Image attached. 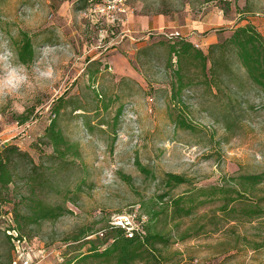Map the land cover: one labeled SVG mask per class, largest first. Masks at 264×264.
Returning a JSON list of instances; mask_svg holds the SVG:
<instances>
[{"label":"rangeland","instance_id":"rangeland-1","mask_svg":"<svg viewBox=\"0 0 264 264\" xmlns=\"http://www.w3.org/2000/svg\"><path fill=\"white\" fill-rule=\"evenodd\" d=\"M108 1L114 0H0V41L11 47V38L27 31L36 47L35 61L45 45L57 49L42 61L53 69V79L33 80L27 95L0 101V151L18 145L37 165L50 167L54 177L58 171L55 179L63 186L74 188L80 175L87 177L83 190L65 202L63 195L41 192L52 203H64L71 213L29 227L33 243L16 240L13 247L3 232L9 222L2 220L0 264L7 263L13 249L25 253L31 263H63L64 255L89 247L73 245L68 237L82 229L105 228L112 215L138 209L147 220V207H170L174 197L192 188L229 185L234 175L264 171V100L258 91L244 81L237 92L226 76L220 88L196 82L184 93L186 105L173 108L169 57L161 44L169 41L167 33L180 32L195 37L207 53L212 38L223 42L239 26L252 24L264 35V0H122L117 7L122 5L125 12L116 13L115 21L113 13L91 12L94 4ZM143 18L157 27L141 26ZM95 55L100 56L91 62ZM118 60H125L129 71ZM32 64L26 65L29 71ZM232 72L244 76L237 66ZM228 108L232 132L222 116ZM173 109L175 119L182 116L194 128L177 127L169 116ZM55 118L81 152L76 161L67 157L70 170L63 173L61 161L50 162L53 150L46 138ZM141 166L149 172H142ZM167 173L190 182L160 199L165 189L158 185ZM19 187L28 195L22 184ZM249 197L236 204V216L221 212L223 201L217 198L199 206L194 216L160 224L175 237L163 251L166 264H264V216L240 212L247 205L264 209V185ZM1 207L5 214L13 205ZM177 223L180 233L190 231L185 241L178 239Z\"/></svg>","mask_w":264,"mask_h":264},{"label":"trees","instance_id":"trees-1","mask_svg":"<svg viewBox=\"0 0 264 264\" xmlns=\"http://www.w3.org/2000/svg\"><path fill=\"white\" fill-rule=\"evenodd\" d=\"M161 44L166 47L169 57L167 69L171 72L170 101L173 108L182 109V106L186 105L184 93L186 90H191L196 82L204 83L208 87L215 84L220 88L226 76L233 82L237 92L243 90V82L246 81L251 86V90L258 91L264 100V35L254 25L239 26L225 41L211 44L207 53L199 43L182 35L170 38L169 41ZM11 48L18 54L19 61L25 65L35 61L36 47L33 37L27 31H20L19 37L11 38ZM234 65L243 72L244 76L238 77L233 74ZM98 72V69L94 72L93 79ZM103 101L105 102V99ZM61 103L62 100L55 106L56 113L60 112ZM82 108L80 107L79 110ZM172 111L174 109L170 111L169 116L170 119L175 120L177 127L185 131L194 128L182 116L175 119ZM222 116L226 130L232 132L231 109L223 111ZM24 120L22 119L23 122ZM87 126L93 131L91 123L87 122ZM46 138L49 140L47 144L53 150L50 162L58 159L61 161L59 171L61 173L69 171L70 162L67 157L72 158L73 161L80 158L79 144L65 135L56 118L49 125ZM140 168L142 172H149L145 167ZM57 173L54 177L50 167L37 165L31 154L23 151L16 144L5 146L0 151V222H3L2 220L9 222L3 232L12 245L16 240L27 244L33 243L36 238L33 239L31 232L26 231L29 227L38 226L42 221L54 222L71 213L64 203H52L40 194L46 191L47 194L63 195L65 202L70 194L74 196L83 190L87 177L85 174L80 175L75 187L72 188L69 183L63 186L58 182L55 179ZM162 180L158 186L163 187L165 192L159 195L160 199L166 198L174 189L190 182L185 176L176 173H167ZM229 182V185L192 188L174 197L170 207H161L158 210L147 207L145 213L149 219L143 220L140 214L141 230H135L132 237L129 236L126 228L112 227L110 220L105 228L96 232L82 229L66 240H70L73 245L80 243V247L88 245V249L71 256L64 255L63 263L56 264H166L168 259L165 258L163 251L174 243V231H165L160 228V224L165 223L167 226L171 221L194 216L199 206L212 203L218 200L217 198L223 201L219 209L221 212L226 213L227 216H236L238 212L236 204L249 199L259 186L264 185V171L240 173L232 176ZM19 184L28 190V195L22 191ZM3 204H12V210L2 214ZM240 212L250 217L264 216V209L260 205H247L242 207ZM179 225L180 223H177L174 230L179 232L178 239L182 242L189 238L190 231L180 233ZM204 228L206 229V225L201 230ZM101 231L103 236L99 234ZM13 250L6 264H19L20 257L16 253L17 250L14 252Z\"/></svg>","mask_w":264,"mask_h":264},{"label":"clouds","instance_id":"clouds-1","mask_svg":"<svg viewBox=\"0 0 264 264\" xmlns=\"http://www.w3.org/2000/svg\"><path fill=\"white\" fill-rule=\"evenodd\" d=\"M56 51L55 46L45 45L40 49L41 59L34 61L29 71L8 42L0 41V101L27 95L33 90V80L53 79V69L42 61Z\"/></svg>","mask_w":264,"mask_h":264},{"label":"built area","instance_id":"built-area-1","mask_svg":"<svg viewBox=\"0 0 264 264\" xmlns=\"http://www.w3.org/2000/svg\"><path fill=\"white\" fill-rule=\"evenodd\" d=\"M118 3H122V0H114V1H108L106 3H96L94 4L90 10L92 13L96 14H102V13H113L112 19L115 21L118 19L119 16H116L119 12H125V10L121 7H117ZM117 13V14H116ZM180 32L177 33H167L166 36L169 38H174L176 36H180ZM140 210H132L130 212H121L117 213L116 215H112L110 217V224L112 227H123L126 228L129 232V236L132 237L135 230L140 231L141 230V220H140ZM101 236H103L102 231L99 232ZM95 236V235H94ZM21 243V242H19ZM26 243V242H22ZM27 244V243H26ZM20 257L19 264H39V261L37 262H30L27 256H25V253H19Z\"/></svg>","mask_w":264,"mask_h":264},{"label":"crops","instance_id":"crops-1","mask_svg":"<svg viewBox=\"0 0 264 264\" xmlns=\"http://www.w3.org/2000/svg\"><path fill=\"white\" fill-rule=\"evenodd\" d=\"M150 20H151V19H149V18H143V19H141V20H140L141 26H143V27H148V28H149V27H157V24H155L154 22L151 23ZM135 22L138 23L139 21H135ZM162 23H163V22H162L161 20H159V24L162 25ZM141 26H140V27H141ZM184 36L187 37V36H190V35L188 34V35H184ZM190 39H191V41H193V42H195V43L197 42V41L195 40V37H190ZM216 41H217L216 38H212V39H211V43H209V44L207 43V44L210 45V44H212V43H215ZM208 42H209V41H208ZM99 56H100V55H97V56L95 55L94 60L91 59V62H94V61L98 60L97 58H99ZM125 60H126V59H125ZM125 60H124V61H122V60H121V61L118 60V61L121 62V68L124 67V69H125L126 72H127V71H129L128 68H130V67L127 66V65L124 63Z\"/></svg>","mask_w":264,"mask_h":264}]
</instances>
